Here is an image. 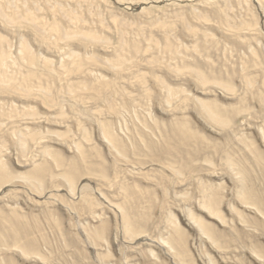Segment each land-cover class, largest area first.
<instances>
[{
	"label": "rangeland",
	"instance_id": "374dc122",
	"mask_svg": "<svg viewBox=\"0 0 264 264\" xmlns=\"http://www.w3.org/2000/svg\"><path fill=\"white\" fill-rule=\"evenodd\" d=\"M0 264H264V0H0Z\"/></svg>",
	"mask_w": 264,
	"mask_h": 264
},
{
	"label": "bare ground",
	"instance_id": "6f19581e",
	"mask_svg": "<svg viewBox=\"0 0 264 264\" xmlns=\"http://www.w3.org/2000/svg\"><path fill=\"white\" fill-rule=\"evenodd\" d=\"M205 109H206L207 114L209 115L210 118H212V119L218 118V116L213 112V110L211 108L206 107ZM69 179L72 181V177H69Z\"/></svg>",
	"mask_w": 264,
	"mask_h": 264
}]
</instances>
